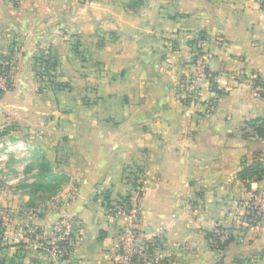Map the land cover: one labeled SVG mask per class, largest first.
Returning a JSON list of instances; mask_svg holds the SVG:
<instances>
[{
  "label": "crops",
  "instance_id": "obj_1",
  "mask_svg": "<svg viewBox=\"0 0 264 264\" xmlns=\"http://www.w3.org/2000/svg\"><path fill=\"white\" fill-rule=\"evenodd\" d=\"M199 43L220 92L194 80ZM47 53L63 89L35 69ZM0 65L12 73L0 94V240L26 264H114L127 219L106 205L131 192L126 170L142 179L139 228L156 242V262L139 264H264V225L239 222L264 187L239 177L264 162V98L251 86L264 83V0H0ZM19 150L30 175L61 179L30 212ZM66 217V259L30 246L29 232L51 237ZM217 226L232 237L221 250Z\"/></svg>",
  "mask_w": 264,
  "mask_h": 264
},
{
  "label": "built area",
  "instance_id": "obj_2",
  "mask_svg": "<svg viewBox=\"0 0 264 264\" xmlns=\"http://www.w3.org/2000/svg\"><path fill=\"white\" fill-rule=\"evenodd\" d=\"M195 51L194 80H212V74L208 68L207 59L209 52L203 46L198 45ZM12 83L11 69L0 65V94L7 90ZM252 89L264 98V83L253 81ZM127 172V173H126ZM125 179L131 186V192L113 202L107 203V212L114 217L122 216L127 219L125 226L121 227L117 234V254L114 264H139L148 260L156 262L154 250L156 242L143 235L139 228L140 207L139 201L142 195V179L135 171L126 170ZM244 212L240 216V227L255 228L264 225V187L252 189L245 201ZM72 220L62 218L51 237H45L42 233L33 230L29 232V244L34 250H44L59 259H66L72 245ZM231 237L229 230L221 226L215 227L210 233L211 246L217 248L219 243Z\"/></svg>",
  "mask_w": 264,
  "mask_h": 264
},
{
  "label": "rangeland",
  "instance_id": "obj_3",
  "mask_svg": "<svg viewBox=\"0 0 264 264\" xmlns=\"http://www.w3.org/2000/svg\"><path fill=\"white\" fill-rule=\"evenodd\" d=\"M20 151L21 150H19V177H17V179H19L20 191H23V193L29 195L28 200L23 201L22 198L21 200L24 203L26 202L25 207L27 208V211L30 212L31 210L30 208L32 207L31 204L34 205L36 202H42V201L47 202L49 200H52V197L55 195L57 189L59 188L61 179L55 178L51 180V182L47 183V181L43 179L41 174H38V176L36 174L30 175L31 166L28 165L29 163L27 164L28 166L25 164V159L30 156V153L20 156ZM13 177L14 176H12L11 174L9 179L12 180ZM32 178H34V181L31 183ZM38 191L40 192V194H37ZM2 219L5 223L6 218H2ZM1 228H3V225H1L0 223V237L3 236V234L1 233L2 231ZM5 244H7L6 240L5 241L0 240V260L4 259L7 262V264H26L24 261L25 259L21 258L22 255H25V253L21 252V249H19L18 252L17 251L15 252L14 249L11 248L13 247L12 245H5ZM19 245H24L21 243V240L19 241ZM23 250L26 252V249ZM27 264L29 263L27 262ZM246 264H256V263L255 261L252 260L250 261V263H246Z\"/></svg>",
  "mask_w": 264,
  "mask_h": 264
},
{
  "label": "trees",
  "instance_id": "obj_4",
  "mask_svg": "<svg viewBox=\"0 0 264 264\" xmlns=\"http://www.w3.org/2000/svg\"><path fill=\"white\" fill-rule=\"evenodd\" d=\"M56 66H57L56 57L51 53H47L46 55L40 54L35 58V69H37L38 75L44 79L43 81L57 89H63L66 87V84L56 82L51 78L54 76V71L56 69ZM256 82H260V81L256 79ZM210 83L212 89H215L216 91L220 92L218 89H216L212 80H210ZM257 134L260 137L264 138V120L260 121V125L257 129ZM263 176H264V162L258 156H254V160H252L251 163L246 164L239 173V177L244 181L251 180L256 182L259 181ZM231 240L232 237H230L227 240H224L222 243H219L217 245V248L220 250L223 249ZM0 264H7V262L4 259H2L0 260ZM237 264H242V263H237Z\"/></svg>",
  "mask_w": 264,
  "mask_h": 264
}]
</instances>
